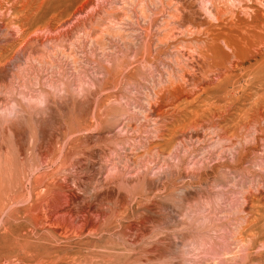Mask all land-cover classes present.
Instances as JSON below:
<instances>
[{"label": "rangeland", "instance_id": "1", "mask_svg": "<svg viewBox=\"0 0 264 264\" xmlns=\"http://www.w3.org/2000/svg\"><path fill=\"white\" fill-rule=\"evenodd\" d=\"M255 2L0 0V264H264Z\"/></svg>", "mask_w": 264, "mask_h": 264}, {"label": "bare ground", "instance_id": "2", "mask_svg": "<svg viewBox=\"0 0 264 264\" xmlns=\"http://www.w3.org/2000/svg\"><path fill=\"white\" fill-rule=\"evenodd\" d=\"M244 1H248V0H240V3H242V2H244ZM256 2L255 3H258V5L259 4H261V6H262V4H264V0H255ZM250 2V4H251V1H249ZM254 3V4H255ZM243 4V3H242ZM234 5V4H233ZM256 5V4H255ZM257 5V6H258ZM234 7V6H233ZM239 7V6H238ZM260 7V6H259ZM262 9V8H261ZM247 10H248V8H247ZM258 10V9H257ZM224 11V10H223ZM234 11V10H233ZM241 11H243V10H241ZM250 11V10H249ZM225 12V11H224ZM244 12H245V10H244ZM248 12V11H247ZM247 12H246V14H247ZM257 12H259V11H257ZM230 13V12H229ZM240 14H243V13H241L240 12V10L238 11H236V12H234V21L235 20H237L239 17L241 18V15ZM219 15V14H218ZM233 15V14H232ZM221 16V15H220ZM220 16L218 17V18H216V22L218 23V25H215V27L217 28V29H219V31L221 30V24H223L224 22L222 21V19L220 18ZM228 16V15H227ZM250 18V17H249ZM244 19V18H243ZM256 19V18H255ZM174 21V20H173ZM241 22H242V20H240ZM223 22V23H222ZM245 21H243V23H244ZM235 23V22H234ZM234 23H232L231 22V24L233 25ZM245 23H247V22H245ZM239 24V26H240V23H238ZM237 24V25H238ZM251 24V23H250ZM253 24V23H252ZM235 25V24H234ZM254 25V24H253ZM223 26L225 27V24H223ZM223 26H222V28H223ZM230 26V25H229ZM236 26V25H235ZM215 27H214V29H215ZM231 27H234V26H231ZM248 27H250V26H248ZM256 27V26H255ZM229 28V27H228ZM235 28V27H234ZM240 28V27H239ZM246 28V27H245ZM253 28V27H252ZM236 29H238V28H236ZM241 29V31L242 30H244L243 28H240ZM239 30V29H238ZM201 32V31H200ZM222 32V31H221ZM225 32V31H224ZM233 32V31H232ZM254 32V31H253ZM232 34H234V33H232ZM246 34V33H245ZM197 35H199V34H197ZM213 34H209V32L207 33V36H208V38L210 39L211 38V36H212ZM201 36V35H200ZM236 36V35H235ZM199 38V37H198ZM197 38V39H198ZM202 38H204V35H203V37ZM233 38V37H232ZM196 39V38H195ZM199 39H201V37L199 38ZM205 39V38H204ZM204 39H202L203 41H204ZM207 39V38H206ZM213 40V42H214V45H216L217 44V42L220 40L219 39V37H218V34H216V35H214V37L212 38ZM202 40H199V42L198 43H202L203 41ZM250 40V39H249ZM259 40V39H258ZM198 41V40H197ZM196 41V42H197ZM202 41V42H201ZM235 41V40H234ZM182 43V42H181ZM210 43V42H209ZM224 43H225V46H226V48H230L229 46H230V44L227 42V41H225L224 40ZM197 45V44H196ZM209 45V44H208ZM190 46V45H189ZM200 46V45H199ZM212 46H213V44H212ZM251 46V45H250ZM185 47V46H184ZM210 47V46H209ZM198 49V48H197ZM208 50V49H207ZM191 51V50H190ZM204 51H206V50H204ZM236 51V50H235ZM189 52V51H188ZM195 57V56H194ZM241 58V57H240ZM191 72V71H190ZM177 82V81H176ZM181 83V82H180ZM181 85V84H180ZM5 129V128H4ZM8 132V131H7ZM9 133V132H8ZM2 135V134H1ZM6 136V135H5ZM4 136V137H5ZM12 136V135H11ZM17 141V140H16ZM0 144H2V143H0ZM17 145V144H16ZM16 152V151H15ZM7 163V162H6ZM8 165V164H7ZM10 165H11V163H10ZM7 169V168H6ZM4 172H5V170H4ZM4 178V177H3ZM46 191V190H45ZM53 193V192H52ZM50 194V193H49ZM55 195V194H54ZM53 195V196H54ZM41 196V195H40ZM36 198V197H35ZM41 200V199H40ZM48 200V199H47ZM53 202V201H52ZM20 204V203H19ZM18 204V205H19ZM41 204V203H40ZM47 204V203H46ZM51 204V203H50ZM20 206V205H19ZM18 206V207H19ZM48 206V205H47ZM11 208V207H10ZM15 209V208H14ZM35 210V209H34ZM47 211V210H46ZM31 213L33 212V211H30ZM46 213V212H45ZM50 213V212H49ZM8 214H9V212H8ZM13 214V213H12ZM49 215V214H48ZM2 216V215H1ZM45 216V215H44ZM8 217V216H7ZM51 217V216H50ZM55 217V216H54ZM12 218V217H11ZM33 218V217H32ZM48 218V217H47ZM44 219H46V218H44ZM54 220H56V219H54ZM4 221V220H3ZM53 220H51V219H46L45 220V223H46V225L48 226V227H50L51 225H52V222ZM54 222V221H53ZM0 223L2 224V226H3V224L5 223V221H4V223H2L1 221H0ZM39 223V222H38ZM54 224H55V222H54ZM53 224V225H54ZM42 226V225H41ZM44 227H45V224L43 225ZM53 227V226H52ZM1 228V227H0ZM59 228V227H58ZM5 230V229H4ZM78 232V231H77ZM36 236V235H35ZM35 236H33L34 238H35ZM62 237V236H61ZM64 237V236H63ZM53 241H54V239H53ZM14 243H16L15 241L13 242V244H12V246L14 247V246H16ZM17 244V243H16ZM9 249H10V247L9 248H6L4 251L5 252H9ZM20 249V248H19ZM22 250V249H21ZM28 255V254H27ZM238 257V256H237ZM6 258V257H5ZM3 259V258H2ZM237 259V258H236ZM236 259H235V264H238L237 262H236ZM243 259V258H242ZM30 260V259H29ZM232 260V259H231ZM16 261H18V260H16ZM22 261V260H21ZM20 261V262H21ZM51 261V260H50ZM238 261H239V259H238ZM3 262H5V261H3ZM41 262V261H40ZM46 262V261H45ZM44 262V263H45ZM218 262V261H217ZM240 262V261H239ZM16 263V262H15ZM15 263H13V262H10L9 260H7L6 262H5V264H15ZM23 263V262H22ZM36 263V262H35ZM53 263V262H52ZM213 263H214V261H213ZM226 263V262H225ZM228 263V262H227ZM17 264V263H16ZM18 264H19V262H18ZM24 264V263H23ZM46 264V263H45ZM242 264V263H241Z\"/></svg>", "mask_w": 264, "mask_h": 264}]
</instances>
